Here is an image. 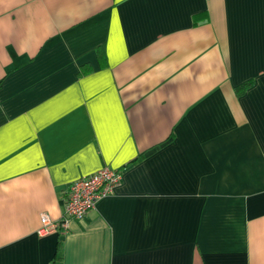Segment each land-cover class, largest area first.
<instances>
[{
    "label": "crops",
    "instance_id": "1",
    "mask_svg": "<svg viewBox=\"0 0 264 264\" xmlns=\"http://www.w3.org/2000/svg\"><path fill=\"white\" fill-rule=\"evenodd\" d=\"M0 264H264V0H0Z\"/></svg>",
    "mask_w": 264,
    "mask_h": 264
},
{
    "label": "built area",
    "instance_id": "2",
    "mask_svg": "<svg viewBox=\"0 0 264 264\" xmlns=\"http://www.w3.org/2000/svg\"><path fill=\"white\" fill-rule=\"evenodd\" d=\"M120 179L119 171L103 167L96 173L73 182L67 192L61 220L53 223L48 216L42 215L39 233L50 234L60 228L67 231L71 221L83 220L98 201L112 195Z\"/></svg>",
    "mask_w": 264,
    "mask_h": 264
}]
</instances>
